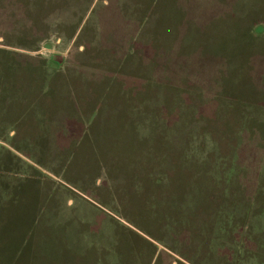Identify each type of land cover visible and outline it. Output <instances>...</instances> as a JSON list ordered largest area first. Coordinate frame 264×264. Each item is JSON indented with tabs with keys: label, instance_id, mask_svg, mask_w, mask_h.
I'll list each match as a JSON object with an SVG mask.
<instances>
[{
	"label": "rangeland",
	"instance_id": "rangeland-1",
	"mask_svg": "<svg viewBox=\"0 0 264 264\" xmlns=\"http://www.w3.org/2000/svg\"><path fill=\"white\" fill-rule=\"evenodd\" d=\"M8 146L0 264H264V0H0Z\"/></svg>",
	"mask_w": 264,
	"mask_h": 264
},
{
	"label": "crops",
	"instance_id": "crops-1",
	"mask_svg": "<svg viewBox=\"0 0 264 264\" xmlns=\"http://www.w3.org/2000/svg\"><path fill=\"white\" fill-rule=\"evenodd\" d=\"M6 154H7V158L8 159H2L0 160V162L2 163L0 165V173H5V171H7L8 167H9V163L10 162H15L16 158L14 157V152L11 151V147L8 146V148H6ZM4 161V162H3ZM17 165V164H16ZM4 167H6L4 169ZM3 168V169H2ZM9 175V174H7ZM6 175H1L0 174V209L4 208V209H8L9 213L7 214V219H1V221H7V223L11 224V226H18L22 227L25 230V224H28L27 222H29L28 220V215L31 213H29V205H30V199H34V202H36V199L39 196V193L37 192V187L35 186V188H33L34 193L33 196L32 194V190H31V185L29 183L30 179H28V183L14 187L11 186L10 184H8V179H10V177L8 176V179H5ZM27 196V197H25ZM26 198L25 204L23 206H21V210L20 207L18 210L16 209H11V214H10V209L9 206H6L5 204L8 203H13V202H19L20 199H24ZM31 210V209H30ZM11 216H10V215ZM33 222L37 223V221H35L34 217H33ZM26 236V232L23 233L22 238L20 241H29V237L27 239H25Z\"/></svg>",
	"mask_w": 264,
	"mask_h": 264
}]
</instances>
